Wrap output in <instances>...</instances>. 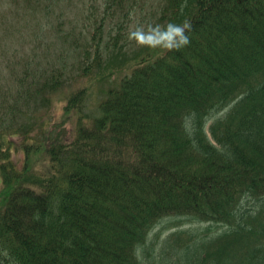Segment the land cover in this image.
<instances>
[{"label": "trees", "instance_id": "1", "mask_svg": "<svg viewBox=\"0 0 264 264\" xmlns=\"http://www.w3.org/2000/svg\"><path fill=\"white\" fill-rule=\"evenodd\" d=\"M40 2L0 0V63ZM168 2L190 42L175 33L135 57L96 113L91 84L65 88V66L27 54L0 67V264H264V0ZM96 58L104 80L99 46ZM172 215L226 228L149 244Z\"/></svg>", "mask_w": 264, "mask_h": 264}, {"label": "rangeland", "instance_id": "2", "mask_svg": "<svg viewBox=\"0 0 264 264\" xmlns=\"http://www.w3.org/2000/svg\"><path fill=\"white\" fill-rule=\"evenodd\" d=\"M51 1L40 2L38 12L30 16L29 33L32 34L13 42L19 48L18 53L0 63V67L6 68L7 71L13 66L19 68L27 54H34L45 63L52 62L61 67L65 66L69 82L66 89L70 84L74 87L84 83L91 84L87 107L91 113L98 110V102L105 96L108 87L131 72L133 59L139 53L162 48L168 44L170 36L168 28L175 22H172V9L168 7V0H126L125 10L129 12L128 17H124L123 11L116 4L108 9L110 0H55L57 3ZM48 2L52 7L47 10L45 5ZM179 10L183 11V7L181 6ZM3 12L2 10L1 13ZM19 13L21 16L12 19L25 22L29 16L23 10ZM33 21L35 25L32 26ZM119 36L121 42H124L123 54L119 56L118 62L109 65L107 62L120 52V46L114 48L113 45L114 37ZM98 46L99 52L103 55L104 69L101 70L113 71L105 76L104 80L95 79L100 71L96 65ZM88 50L90 57L86 59L85 52ZM2 56L0 53V61ZM85 63L92 64L93 73L83 75L82 66ZM56 97L59 99V93ZM12 158L18 166H23L22 152L15 151ZM205 225L207 223L188 221L185 216L167 217L153 229L149 244H158L176 227L201 228ZM211 227L214 231L217 229L216 224Z\"/></svg>", "mask_w": 264, "mask_h": 264}, {"label": "clouds", "instance_id": "3", "mask_svg": "<svg viewBox=\"0 0 264 264\" xmlns=\"http://www.w3.org/2000/svg\"><path fill=\"white\" fill-rule=\"evenodd\" d=\"M189 27L190 25L187 22L183 25L171 24L169 26L170 30L176 34H179L181 37L180 43L174 46L180 47L182 44H187L190 42V37L185 33V29Z\"/></svg>", "mask_w": 264, "mask_h": 264}]
</instances>
